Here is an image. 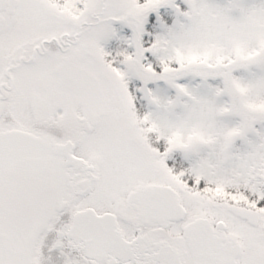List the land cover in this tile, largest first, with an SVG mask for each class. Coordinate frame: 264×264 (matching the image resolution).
Returning <instances> with one entry per match:
<instances>
[{
	"label": "snow or ice",
	"instance_id": "snow-or-ice-1",
	"mask_svg": "<svg viewBox=\"0 0 264 264\" xmlns=\"http://www.w3.org/2000/svg\"><path fill=\"white\" fill-rule=\"evenodd\" d=\"M166 2L0 0V264H41L53 229L64 264H264V174L220 186L211 172H174L172 138L160 151L155 124L131 127L148 117L94 43L121 20L143 51L145 14Z\"/></svg>",
	"mask_w": 264,
	"mask_h": 264
},
{
	"label": "clouds",
	"instance_id": "clouds-1",
	"mask_svg": "<svg viewBox=\"0 0 264 264\" xmlns=\"http://www.w3.org/2000/svg\"><path fill=\"white\" fill-rule=\"evenodd\" d=\"M187 2L186 9H176L172 24L161 22L151 45L154 53L166 54L164 62H175L171 70L155 76L147 72L141 63L143 51L134 42L131 58H123L125 81L132 75L144 81L163 79L174 89L164 99L145 89L147 110L137 117L148 119L134 120L131 127L155 124L158 134L172 138L169 151L180 150L191 167L211 172L220 186L246 169L264 174V50L259 45L264 4ZM201 3L206 7L201 9ZM102 40L98 31L94 43L101 45ZM228 57L231 64H226ZM183 75L201 77L202 86L179 83ZM210 77L218 78L220 86L209 92Z\"/></svg>",
	"mask_w": 264,
	"mask_h": 264
},
{
	"label": "trees",
	"instance_id": "trees-1",
	"mask_svg": "<svg viewBox=\"0 0 264 264\" xmlns=\"http://www.w3.org/2000/svg\"><path fill=\"white\" fill-rule=\"evenodd\" d=\"M213 1H222V2H229V0H213ZM250 2V0H241ZM139 2H143V0H139ZM177 4V9L184 10L188 7L187 0H172V4ZM243 3V2H242ZM175 11L172 7H170L169 3H161L155 9H149L144 17L143 24H142V31L139 34V42L140 46L143 49V54L141 56V63L147 65L151 64L153 69L158 73L162 69V63H160L154 54L150 52V45H152L153 40L155 39L156 35L161 29V22L164 24H172L175 18ZM113 37L108 42L109 45H104V50L107 52L108 48H111V53L106 56H112L111 58L117 60L118 66L122 67L124 53H131L135 49V45L131 42L133 36V30L124 21L121 20H113ZM173 61H168V63L172 66ZM175 66V65H174ZM181 83L191 84L195 86H201L202 78L199 76H190V75H183L181 78ZM207 84L210 85L207 91L210 90L212 87L220 86V81L218 78H207ZM144 87V86H143ZM183 170L188 169V162L186 159L183 160L182 163ZM187 174V173H186ZM203 184V181H201Z\"/></svg>",
	"mask_w": 264,
	"mask_h": 264
},
{
	"label": "flooded vegetation",
	"instance_id": "flooded-vegetation-1",
	"mask_svg": "<svg viewBox=\"0 0 264 264\" xmlns=\"http://www.w3.org/2000/svg\"><path fill=\"white\" fill-rule=\"evenodd\" d=\"M113 61V60H112ZM113 66L117 67V63L112 62ZM157 81L156 79H153ZM151 81V80H149ZM146 81L140 79L139 77L132 75L129 76L126 84L128 91L132 97L133 106L137 116H142L147 109H144V93L145 89H154L158 90L156 83L149 82L146 84ZM159 85V84H158ZM162 87L164 84H160ZM144 86V87H143ZM146 99V98H145ZM147 101V99H146ZM148 143L152 147H156L158 150L163 151L167 147V141L164 136H158L154 131L147 133ZM165 163L172 168L174 172H179L183 170V155L180 150L169 151L165 157ZM189 183L191 181L189 180ZM68 218L67 213H63L60 217V221H66ZM60 221L57 222V226ZM57 239V233L53 229L49 231L44 238V241L41 245V264H64V253L68 251L66 243L64 246L58 245L55 243Z\"/></svg>",
	"mask_w": 264,
	"mask_h": 264
},
{
	"label": "rangeland",
	"instance_id": "rangeland-1",
	"mask_svg": "<svg viewBox=\"0 0 264 264\" xmlns=\"http://www.w3.org/2000/svg\"><path fill=\"white\" fill-rule=\"evenodd\" d=\"M204 2H206V3H215V4H219V5H224V4H226L227 2H222V1H213V0H204ZM243 2V4H245L246 6H251V5H259V4H264V0H250V2H246V1H242ZM174 5H177L176 3L174 4ZM170 7H172L173 8V10H176L177 9V7H173V4H170ZM113 22V21H112ZM111 22V23H112ZM112 29L114 30V26H113V23H112ZM113 31L105 38V39H103L102 40V46L104 47V45L105 44H107V45H109L108 44V42L110 41V39L113 37ZM151 46V45H150ZM150 52L152 53V54H154L155 56H156V59L161 63V61L164 59V57H165V55L166 54H159V53H154L153 51H152V47H150ZM107 55H109L110 53H111V55H112V52H111V48H108L107 49ZM112 56H106L105 57V59H107V58H111ZM169 61H171V60H169ZM174 65H175V62L173 61L172 62ZM174 65H172V66H174ZM181 78H182V76H180L179 78H178V82L179 83H181ZM162 81L163 80H159V79H157V81H155V80H151V81H146L145 83L147 84L148 82H149V84H153V83H156L157 84V88H158V90H154V89H152V90H154L155 91V93L161 98V99H164L167 95H170L173 91H174V89H172L166 82L165 83H162ZM189 82V84H187V86L189 87V88H191L192 86H195V85H193V84H191L190 83V81H188ZM159 84V85H158ZM160 84H164L165 86H163L162 87V85H160ZM209 85V84H208ZM202 86V85H201ZM210 86V85H209ZM212 88H214V87H212ZM212 88H210V90H209V92L212 90ZM208 89V88H207ZM146 95H145V93H144V98H143V102H144V109H147V101H146ZM158 136H163V135H161V134H158L157 132H155ZM182 155H183V158L184 157H186L183 153H182ZM186 159L188 160V168H190L191 166H192V162L186 157ZM203 181V180H202Z\"/></svg>",
	"mask_w": 264,
	"mask_h": 264
}]
</instances>
